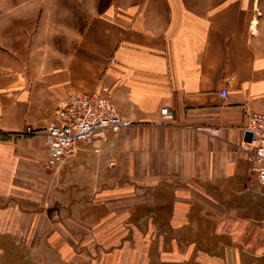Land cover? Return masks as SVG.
Segmentation results:
<instances>
[{"label": "crops", "instance_id": "obj_1", "mask_svg": "<svg viewBox=\"0 0 264 264\" xmlns=\"http://www.w3.org/2000/svg\"><path fill=\"white\" fill-rule=\"evenodd\" d=\"M0 7V264L28 252L98 264L84 255L97 251L107 264H264V198L241 148L264 113V18L250 1L206 14L87 1L45 42L38 11ZM100 84L132 126L50 169L59 100Z\"/></svg>", "mask_w": 264, "mask_h": 264}, {"label": "built area", "instance_id": "obj_2", "mask_svg": "<svg viewBox=\"0 0 264 264\" xmlns=\"http://www.w3.org/2000/svg\"><path fill=\"white\" fill-rule=\"evenodd\" d=\"M222 96H226L225 91H222ZM160 113L166 119L173 118L167 106ZM131 126L132 123L117 110L110 90L104 84H100L91 94L70 92L59 100L56 120L46 128V165L57 169L75 156L82 144L91 145L109 131L118 132ZM212 131L219 132V129ZM247 131L252 133V140L243 142L241 148L249 152L253 161L251 171L257 181L254 190L264 198V113L250 115Z\"/></svg>", "mask_w": 264, "mask_h": 264}, {"label": "rangeland", "instance_id": "obj_3", "mask_svg": "<svg viewBox=\"0 0 264 264\" xmlns=\"http://www.w3.org/2000/svg\"><path fill=\"white\" fill-rule=\"evenodd\" d=\"M16 1L17 0H10V2L16 3V5L17 4L24 5V8L26 11L34 9V11L39 12V14L36 15L37 19L34 22L35 24L34 28L36 30L37 29L41 30V28H43L42 30L43 34L41 35L43 42L50 40V37L58 34L59 26L56 24V20H62L68 25L71 22H73L75 25L76 24L78 25V17L81 14L80 7L82 6L83 3L88 1L90 8L92 10L96 4H98L99 9H103L104 7L114 2V0H20L21 2H16ZM124 1H126V3H129L130 1H136V0H124ZM225 1L226 0H185V3L191 9H195V11L201 14H206L209 11H211L213 8L218 7L219 5L224 3ZM248 1H250L252 6L254 7L257 13V18L258 19L264 18V16L262 15L264 12V0H248ZM260 2H261V7L260 9H258L259 8L258 4ZM1 3H2V0H0V6H1ZM44 19H47V21L44 22L43 21ZM258 19H257V22H258ZM39 21L41 24L40 27L38 26ZM44 23H46L48 26L45 27ZM31 253L30 252L24 253L25 258H22L19 260L20 264H49V262L52 261L50 258H47V260H44V261H43V258L41 257L39 258L36 257V259H34V256ZM108 253L110 252L109 251L108 252L97 251L95 256H89V255L84 254L86 258V263L87 261L88 262L92 261V262H98V264H107V261H108L107 258L109 257ZM33 254H36V253L33 252ZM15 263H10V264H15ZM51 263L53 264V262ZM7 264H9L8 261H7Z\"/></svg>", "mask_w": 264, "mask_h": 264}, {"label": "water", "instance_id": "obj_4", "mask_svg": "<svg viewBox=\"0 0 264 264\" xmlns=\"http://www.w3.org/2000/svg\"><path fill=\"white\" fill-rule=\"evenodd\" d=\"M245 139L246 141H251L252 140V133L251 132H246L245 134Z\"/></svg>", "mask_w": 264, "mask_h": 264}]
</instances>
